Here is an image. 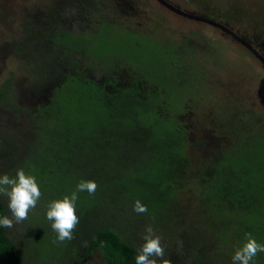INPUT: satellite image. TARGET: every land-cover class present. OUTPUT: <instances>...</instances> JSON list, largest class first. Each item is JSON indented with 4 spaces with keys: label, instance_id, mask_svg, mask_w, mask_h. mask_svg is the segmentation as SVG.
<instances>
[{
    "label": "trees",
    "instance_id": "trees-1",
    "mask_svg": "<svg viewBox=\"0 0 264 264\" xmlns=\"http://www.w3.org/2000/svg\"><path fill=\"white\" fill-rule=\"evenodd\" d=\"M70 4L80 10L73 20L80 27L87 17L101 14L106 7L92 0H72ZM83 10L87 14L79 16ZM55 25H45L43 36L37 35L46 53L58 56L51 65L57 72L46 74L53 80L38 88L47 91L50 108L59 99H55L56 94L76 82L93 83L80 74L73 53L96 54L89 44L87 49L83 47L80 37ZM75 68L78 75L72 72ZM58 73L62 76L57 80ZM118 76L119 72L113 71L104 75L102 86L93 85L103 103L104 120H90L86 127L72 120L57 122L62 139L52 155V169L40 184L48 190L53 176L70 178L58 193L60 199L70 195L81 179L98 184L94 195L79 193V224L74 239L58 242L51 226L44 224L46 228L37 227V231L25 235L24 247L0 227V264H90L95 253L100 255L101 264H135L143 244L141 236L149 224L164 239L165 256L172 264H231L230 246L243 244L245 233L264 244V132L252 126L245 130L241 125H220L230 145L224 142L221 144L225 146L215 147L206 141L199 149V143L187 137L186 126L176 113L170 112L155 93L146 98L142 93L146 88L139 81H130L136 75ZM7 93L8 84L0 90V98ZM148 100L155 104L152 110L147 107ZM42 116L31 117L29 134L21 141H7V174L15 175L28 157L26 147L36 137L30 126L35 119L41 122L46 118ZM72 127L75 131L70 132ZM203 147H208V153L204 154ZM3 198L0 195V217L8 212ZM181 199L187 200L188 210L194 207L191 212L182 209ZM136 200L147 206L146 214L133 211ZM27 222L36 223L29 217ZM24 223L21 227L28 228L22 226ZM215 228H220V235L213 233ZM167 236H176L175 241ZM263 261L264 253H259L254 264Z\"/></svg>",
    "mask_w": 264,
    "mask_h": 264
},
{
    "label": "rangeland",
    "instance_id": "rangeland-1",
    "mask_svg": "<svg viewBox=\"0 0 264 264\" xmlns=\"http://www.w3.org/2000/svg\"><path fill=\"white\" fill-rule=\"evenodd\" d=\"M71 1L0 0V90L8 84L7 96L0 98V173H8L7 141H21L29 134L31 117L43 115L48 118L41 122L35 119L30 126V130L35 129L36 137L28 143L29 155L23 162L21 159L23 165L19 167L36 176L41 184L52 169V155L62 139V128L57 122L72 120L86 127L92 123L90 120H104L103 103L93 85L102 86L104 75L113 71L119 72V79L136 75L138 78L135 76L130 81H139L146 88L142 91L146 98L155 93L170 112L176 113L186 126L187 137L196 145L199 143V149L206 141L209 146H225L221 144L224 142L230 145L220 125L234 128L241 125L245 130L252 126L264 132V65L230 35L216 26L179 15L156 0H92L93 4H106V7L101 14L87 17L83 26H75L73 20L80 10ZM163 1L185 14L224 26L264 58V0ZM86 14L83 10L78 15ZM48 24L67 29L81 38L84 48L89 44L90 50L96 53H73L80 64V74L93 83L76 82L64 89L56 94L55 99H59L51 108L47 91L38 90L53 80L46 78V74L57 70L51 65L58 56L46 53L45 44L37 37L43 36V27ZM76 71V68L72 70ZM55 76L58 80L62 73ZM119 83L123 84L121 80ZM147 102L152 110L155 104ZM73 131L74 128L70 132ZM207 149L202 148L204 154L208 153ZM53 177L52 188L40 187L42 196L36 209L29 213V218L36 223L23 221L22 226L29 225L26 229L20 224L6 228L23 246L26 234L45 227L44 224L51 226L46 218L47 205L60 199L61 187L71 181ZM3 197L4 208L10 216L8 198ZM181 200L182 209L191 212L194 207L188 206V210L187 200ZM213 231L216 236L220 235V228ZM167 238L175 241L176 236ZM162 242L165 245L164 239ZM239 246L242 244L230 246L231 257ZM89 263L101 264L100 255L93 254Z\"/></svg>",
    "mask_w": 264,
    "mask_h": 264
},
{
    "label": "clouds",
    "instance_id": "clouds-1",
    "mask_svg": "<svg viewBox=\"0 0 264 264\" xmlns=\"http://www.w3.org/2000/svg\"><path fill=\"white\" fill-rule=\"evenodd\" d=\"M97 188L98 184L94 180L81 179L70 195L53 200L47 205L46 218L56 233V241L63 243L74 239L73 234L79 224L77 215L79 193L86 191L89 195H94ZM0 195L8 198L7 207L11 214L0 217V227L12 229L28 219L29 213L36 209L42 192L36 176L27 174L23 168H19L14 177L0 173ZM133 211L137 214H146L148 208L140 200H136ZM141 239L143 244L135 256V264H172L165 256L163 238L157 234L152 224L145 227ZM259 253H264V244L259 243L251 233H245V242L235 248L231 264H254Z\"/></svg>",
    "mask_w": 264,
    "mask_h": 264
},
{
    "label": "water",
    "instance_id": "water-1",
    "mask_svg": "<svg viewBox=\"0 0 264 264\" xmlns=\"http://www.w3.org/2000/svg\"><path fill=\"white\" fill-rule=\"evenodd\" d=\"M158 1L160 4L164 5L165 7L175 11L177 14L179 15H183L185 17H188L190 19H194V20H197V21H202V22H205V23H208L210 25H213V26H216L218 27L219 29H221L223 32H225L227 35H230L233 39H235L236 41H238L239 43H241L242 45H244L246 48H248L254 55L255 57H257L264 65V58L261 57L257 51H255L248 43H246L244 40L240 39L239 37L235 36L233 34V32H231L229 29L225 28L224 26H221L211 20H207L205 18H201V17H197V16H192V15H188V14H185L175 8H173L172 6H170L166 1H163V0H156Z\"/></svg>",
    "mask_w": 264,
    "mask_h": 264
}]
</instances>
